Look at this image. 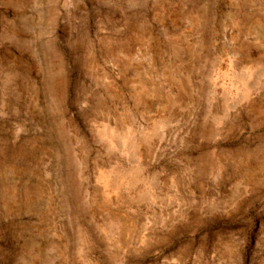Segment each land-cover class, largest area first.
<instances>
[{
  "label": "rangeland",
  "instance_id": "rangeland-1",
  "mask_svg": "<svg viewBox=\"0 0 264 264\" xmlns=\"http://www.w3.org/2000/svg\"><path fill=\"white\" fill-rule=\"evenodd\" d=\"M0 264H264V0H0Z\"/></svg>",
  "mask_w": 264,
  "mask_h": 264
},
{
  "label": "bare ground",
  "instance_id": "bare-ground-1",
  "mask_svg": "<svg viewBox=\"0 0 264 264\" xmlns=\"http://www.w3.org/2000/svg\"><path fill=\"white\" fill-rule=\"evenodd\" d=\"M130 142V141H129Z\"/></svg>",
  "mask_w": 264,
  "mask_h": 264
}]
</instances>
